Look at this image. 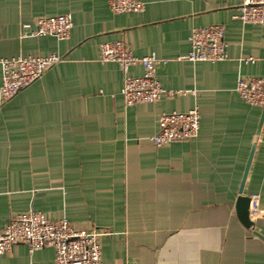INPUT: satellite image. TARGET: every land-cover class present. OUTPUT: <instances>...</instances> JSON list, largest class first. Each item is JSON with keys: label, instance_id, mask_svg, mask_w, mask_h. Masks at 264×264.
I'll return each instance as SVG.
<instances>
[{"label": "crops", "instance_id": "obj_1", "mask_svg": "<svg viewBox=\"0 0 264 264\" xmlns=\"http://www.w3.org/2000/svg\"><path fill=\"white\" fill-rule=\"evenodd\" d=\"M139 1L142 11L115 14L108 0H0V60L62 58L0 102V231L33 210L104 230L102 264H264L263 109L235 91L238 78H264V25L238 19L242 0ZM62 14L72 20L66 39L22 37L21 24ZM209 25L224 27L226 59H184L191 31ZM113 41L165 61L155 70L160 86L184 94L126 106L119 66L98 60L99 45ZM1 73L0 65V85ZM195 106V138L150 141L161 113ZM252 194L261 216L246 227L236 205ZM54 256L52 247L16 244L0 264H54Z\"/></svg>", "mask_w": 264, "mask_h": 264}, {"label": "built area", "instance_id": "obj_2", "mask_svg": "<svg viewBox=\"0 0 264 264\" xmlns=\"http://www.w3.org/2000/svg\"><path fill=\"white\" fill-rule=\"evenodd\" d=\"M109 9L115 14L140 12L144 5L139 0H108ZM238 19L243 23L264 25V0H242L238 6ZM72 28L69 14L38 17L21 24L22 37L53 36L66 39ZM190 50L184 59L191 62H218L227 57L222 25L194 28L189 36ZM102 63L114 62L123 74L121 96L126 106L153 103L162 94L169 97L184 92L164 90L155 74L158 64L165 62L154 54L135 57L122 41L104 42L99 45ZM62 61L57 54L46 56L18 55L0 60V102L5 103L18 92L30 86L44 72ZM131 65H140L143 72L138 76L128 74ZM235 91L248 105L262 108L264 105V78H238ZM199 112L192 107L185 112L161 113L157 120V132L150 137L155 146L172 142L189 141L199 131ZM256 139V137H255ZM254 139V140H255ZM257 194L249 196V220L251 224L261 216ZM104 230H87L76 227L65 218L51 220L33 210L11 216L0 231V254L8 252L16 244H25L29 251L52 247L54 264H102L99 238Z\"/></svg>", "mask_w": 264, "mask_h": 264}, {"label": "water", "instance_id": "obj_3", "mask_svg": "<svg viewBox=\"0 0 264 264\" xmlns=\"http://www.w3.org/2000/svg\"><path fill=\"white\" fill-rule=\"evenodd\" d=\"M262 109H263L262 114L264 116V105ZM259 130H260V127L258 129V132ZM258 132L256 136H258ZM253 152H254V146H252L251 151H250V155H249V158H248V161L245 167V171H244V178H243L242 184L244 183V180H245V177H246L249 165H250V161L252 159ZM248 208H249V198L247 197L240 198L236 205V212H237L239 219L246 227H249L251 225V221L249 220V217H248Z\"/></svg>", "mask_w": 264, "mask_h": 264}]
</instances>
